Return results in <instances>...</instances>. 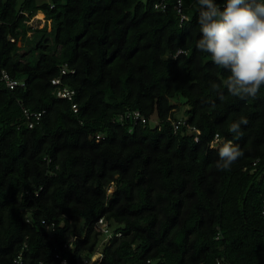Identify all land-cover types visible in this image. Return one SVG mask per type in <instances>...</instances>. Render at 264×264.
Returning <instances> with one entry per match:
<instances>
[{
	"label": "trees",
	"instance_id": "obj_1",
	"mask_svg": "<svg viewBox=\"0 0 264 264\" xmlns=\"http://www.w3.org/2000/svg\"><path fill=\"white\" fill-rule=\"evenodd\" d=\"M159 1L0 0V264L96 249L99 264H264V86L230 95V72L197 48L198 7L182 20ZM216 133L244 153L229 170ZM99 217L121 235L102 242Z\"/></svg>",
	"mask_w": 264,
	"mask_h": 264
},
{
	"label": "clouds",
	"instance_id": "obj_2",
	"mask_svg": "<svg viewBox=\"0 0 264 264\" xmlns=\"http://www.w3.org/2000/svg\"><path fill=\"white\" fill-rule=\"evenodd\" d=\"M195 3L201 33L197 48L210 53L217 67L230 72L223 81L230 95L241 99L255 98L264 86V2L226 0L222 10L214 0H195ZM177 5L182 10L184 0H177ZM212 87L217 91L220 89L218 84ZM220 98L223 99V93ZM247 124V118L241 117L231 124L229 131L243 136L241 125ZM216 142L220 144L216 166L220 170H229L244 153L231 140H221L219 134Z\"/></svg>",
	"mask_w": 264,
	"mask_h": 264
},
{
	"label": "built area",
	"instance_id": "obj_3",
	"mask_svg": "<svg viewBox=\"0 0 264 264\" xmlns=\"http://www.w3.org/2000/svg\"><path fill=\"white\" fill-rule=\"evenodd\" d=\"M155 7L158 8H166V3L165 1H159L158 3L155 4ZM174 8L176 9V11L179 13L181 19H187V16L184 14L183 9L180 10L178 8L177 5V0H175L174 2ZM186 17V18H182ZM33 27V26H31ZM10 41H14V39L12 37L9 38ZM62 72H65V69H62ZM3 78L6 80V84L9 87H13L15 85H18L19 83L15 80H12L8 77V75L6 73H3ZM52 84H58L59 83V79L58 78H54L51 80ZM22 84V83H20ZM57 95L60 97H66L69 95L68 91H61L58 90L57 91ZM26 112V110H25ZM31 115L35 116L36 119H38V117L40 116V113H31ZM122 117H129V118H133L135 121H141V122H145V117L143 115H141V113L139 111H128L125 115H121L120 116V120L122 119ZM171 125L173 128V132L176 133L178 131V129L180 128L181 125H186V122L184 119H174L171 121ZM32 126V122L29 123V127ZM188 130L189 131H193L195 132L194 135V141H198V135H199V130H197L195 127L188 125ZM216 136L217 133L214 136L213 141L211 142V146L216 143ZM263 215H264V210H263ZM93 229L97 232H99L100 234L103 235L102 237V242H108L110 238H112L113 236L119 237L121 235V232H115L113 231V229L111 228V226L109 225V223L106 221V219L104 217H99L97 218V220L93 223ZM65 247H67V245H64ZM55 258L57 259V264H70V262L68 261V259L64 256H61L60 253H55ZM102 259V253L100 249H96L94 253H92L89 257H85L83 259H81V261H79L76 264H99L101 262ZM16 264H23L22 261V254L19 253V255L17 256V258L15 259Z\"/></svg>",
	"mask_w": 264,
	"mask_h": 264
},
{
	"label": "rangeland",
	"instance_id": "obj_4",
	"mask_svg": "<svg viewBox=\"0 0 264 264\" xmlns=\"http://www.w3.org/2000/svg\"><path fill=\"white\" fill-rule=\"evenodd\" d=\"M23 0H17L18 6ZM50 0H35V3L39 4L42 2H49ZM198 5L195 3V0H184V7H183V12L187 17H191L196 10ZM42 18V19H41ZM28 25L36 27V28H41L45 24V18L42 17L40 14L33 16L30 20L26 22ZM47 32H50V27L48 26ZM17 45H21V41H18ZM24 45V43H23ZM26 48H20L19 52L20 53H25ZM177 102H182V98L178 97L176 99ZM186 108L185 105L181 104L180 108L175 111V116L178 117H183L184 116V109ZM158 121L156 114L152 115L150 118V125L154 126L156 122ZM111 188L108 190V193L111 192ZM112 227H115V225H111Z\"/></svg>",
	"mask_w": 264,
	"mask_h": 264
},
{
	"label": "bare ground",
	"instance_id": "obj_5",
	"mask_svg": "<svg viewBox=\"0 0 264 264\" xmlns=\"http://www.w3.org/2000/svg\"><path fill=\"white\" fill-rule=\"evenodd\" d=\"M42 19V18H41Z\"/></svg>",
	"mask_w": 264,
	"mask_h": 264
}]
</instances>
